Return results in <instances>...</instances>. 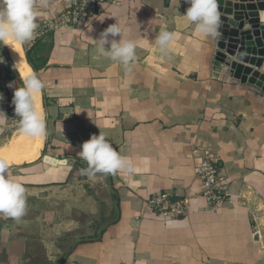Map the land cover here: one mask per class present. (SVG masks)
<instances>
[{"label":"crops","instance_id":"crops-1","mask_svg":"<svg viewBox=\"0 0 264 264\" xmlns=\"http://www.w3.org/2000/svg\"><path fill=\"white\" fill-rule=\"evenodd\" d=\"M66 1L35 0L38 27ZM189 6L107 0L88 21L22 44L46 85L40 95L47 141L36 160L12 164L13 178L31 187L63 184L88 167L79 152L101 131L134 167L112 175L119 219L99 240L78 243L61 264H264V91L215 75L220 25L214 38L197 32L184 15ZM117 20L124 38L137 43L128 71L97 50L96 39ZM165 30L175 34L166 54L156 43ZM6 47L0 42V55L12 61L13 101L25 79ZM9 117L0 109V147L20 130ZM196 149L217 154L229 183V199L215 209L195 174ZM160 192L188 200L186 213L147 210L146 200ZM40 214L27 206L19 222L0 215V264H50L35 220Z\"/></svg>","mask_w":264,"mask_h":264},{"label":"water","instance_id":"water-1","mask_svg":"<svg viewBox=\"0 0 264 264\" xmlns=\"http://www.w3.org/2000/svg\"><path fill=\"white\" fill-rule=\"evenodd\" d=\"M220 34L213 57L215 75L249 82L264 91V0H217ZM47 135L44 136V146ZM66 164V159L45 155ZM49 157V159H47ZM52 158V159H51ZM71 174L63 184L25 186L27 206L35 218L50 264H61L80 242L99 240L120 216L112 175ZM49 215L50 220L45 216ZM41 247V249H42Z\"/></svg>","mask_w":264,"mask_h":264},{"label":"clouds","instance_id":"clouds-1","mask_svg":"<svg viewBox=\"0 0 264 264\" xmlns=\"http://www.w3.org/2000/svg\"><path fill=\"white\" fill-rule=\"evenodd\" d=\"M189 7L184 14L196 25V31L208 37H216L220 23L217 0H187ZM38 13L35 0H0V42L12 39L20 44H29L37 37ZM121 37L119 40L115 39ZM175 34L161 31L156 37L161 53L171 51ZM98 52L105 58L119 62L126 71L136 60L137 43L124 38V29L119 21L109 25L100 34ZM11 45V44H8ZM107 45V47H106ZM12 46V45H11ZM13 47V46H12ZM46 87L37 74H30L24 86L14 92L15 113L20 118L19 127L23 134L42 138L46 135V116L36 102V97ZM79 156L88 167L82 174L115 175L119 171H134L132 162L121 155L104 132L92 135L82 144ZM28 191L24 184L13 178L12 162L0 155V215L19 222L27 213Z\"/></svg>","mask_w":264,"mask_h":264},{"label":"built area","instance_id":"built-area-1","mask_svg":"<svg viewBox=\"0 0 264 264\" xmlns=\"http://www.w3.org/2000/svg\"><path fill=\"white\" fill-rule=\"evenodd\" d=\"M107 0H67L64 8L43 20L37 28V37L28 45L32 46L47 33L57 31L65 26H77L94 16L99 5ZM12 61L8 56L0 55V109L7 110L9 119L18 123L19 117L15 113V107L9 93L10 70ZM195 174L201 179L204 190L203 196L207 199L212 209L229 199V183L225 172L219 165L217 154L211 149H196ZM168 192H160L146 200L147 210L156 212L164 217L180 216L188 209V200L171 198Z\"/></svg>","mask_w":264,"mask_h":264},{"label":"bare ground","instance_id":"bare-ground-1","mask_svg":"<svg viewBox=\"0 0 264 264\" xmlns=\"http://www.w3.org/2000/svg\"><path fill=\"white\" fill-rule=\"evenodd\" d=\"M4 43L6 44L12 60L24 79H26L30 74H33L34 71L25 57L23 45L12 39L4 41ZM8 44H11L13 47ZM36 102L44 112L42 94L40 95L39 93L37 95ZM43 144L44 137L34 138L23 134L21 130H19L13 135V138L8 144H4V146L0 147V155L6 156L12 164L33 161L41 155Z\"/></svg>","mask_w":264,"mask_h":264},{"label":"rangeland","instance_id":"rangeland-1","mask_svg":"<svg viewBox=\"0 0 264 264\" xmlns=\"http://www.w3.org/2000/svg\"><path fill=\"white\" fill-rule=\"evenodd\" d=\"M5 44V43H4ZM5 46H6V44H5ZM7 48V47H6Z\"/></svg>","mask_w":264,"mask_h":264}]
</instances>
